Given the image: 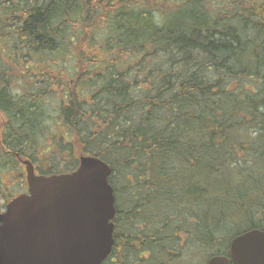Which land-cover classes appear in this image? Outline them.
<instances>
[{"label": "trees", "instance_id": "16d2710c", "mask_svg": "<svg viewBox=\"0 0 264 264\" xmlns=\"http://www.w3.org/2000/svg\"><path fill=\"white\" fill-rule=\"evenodd\" d=\"M80 156L111 168L102 264H196L264 231V0H0V213L21 160Z\"/></svg>", "mask_w": 264, "mask_h": 264}, {"label": "water", "instance_id": "95a60500", "mask_svg": "<svg viewBox=\"0 0 264 264\" xmlns=\"http://www.w3.org/2000/svg\"><path fill=\"white\" fill-rule=\"evenodd\" d=\"M28 191L0 214V264H101L114 246L116 215L111 168L80 156L71 174L36 175L23 161ZM228 256L206 264H264V231L249 230L229 243Z\"/></svg>", "mask_w": 264, "mask_h": 264}, {"label": "rangeland", "instance_id": "374dc122", "mask_svg": "<svg viewBox=\"0 0 264 264\" xmlns=\"http://www.w3.org/2000/svg\"><path fill=\"white\" fill-rule=\"evenodd\" d=\"M222 1V0H221ZM47 147H45V148H43L42 150H40L39 152H38V155L39 154H46V153H44V152H46L47 151ZM35 167V166H34ZM22 171V173H24V175H25V170H24V167H23V170H21ZM35 171H36V169H35ZM37 172V171H36ZM206 262H207V260H205V259H203V260H201L200 262H197L196 264H206Z\"/></svg>", "mask_w": 264, "mask_h": 264}]
</instances>
